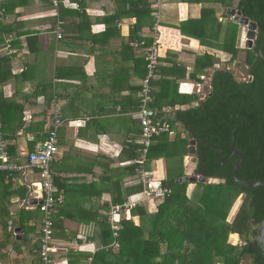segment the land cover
<instances>
[{
  "label": "crops",
  "instance_id": "0c3cea01",
  "mask_svg": "<svg viewBox=\"0 0 264 264\" xmlns=\"http://www.w3.org/2000/svg\"><path fill=\"white\" fill-rule=\"evenodd\" d=\"M204 6H213L219 20H226L221 15L227 7L212 0L161 2L160 64L152 81L154 116L161 120L202 101L214 70L227 64L229 53L201 43L193 34ZM154 10V0H62L57 13L63 31L58 39L50 0H0V122L6 150H14L9 159L24 164L27 154L46 139L55 116L63 121L57 130L58 152L50 164L62 200L55 224L63 226L55 237L53 228L59 250L52 264H90L103 247L100 224L108 221L113 204L126 200L113 203L112 198L124 196L142 172L161 183L168 178V168L174 172L179 165L172 163L176 157L158 158L146 170H129L136 160L129 146L139 144V88L146 43L156 31ZM205 53L227 58L201 71L195 61ZM182 162L185 170L184 158ZM12 173L14 187H25L27 195L13 197L11 211L24 206L31 213L26 224L34 230L18 226V235L13 230L15 240L27 239L18 251L8 245L9 256L2 264H42L37 256L40 197L33 198L32 190L40 174L36 169ZM144 205L150 213L157 210L155 198ZM133 221L138 225L140 217Z\"/></svg>",
  "mask_w": 264,
  "mask_h": 264
},
{
  "label": "trees",
  "instance_id": "16d2710c",
  "mask_svg": "<svg viewBox=\"0 0 264 264\" xmlns=\"http://www.w3.org/2000/svg\"><path fill=\"white\" fill-rule=\"evenodd\" d=\"M212 1L223 9L231 7L234 2ZM61 2L59 0L58 7ZM237 9L257 25L254 47L240 48L237 44L239 24L234 23L224 11L221 16L226 20H219L213 6L202 7L200 18L195 20L198 31L193 34L201 43L229 53L230 61L244 51L246 76L237 79L228 68V63L215 69L210 80V91L202 101L196 106L165 114L163 120L179 133L183 132V135L178 133L171 137L162 134L153 138L142 164L138 162L141 158L140 144L129 146L131 158L136 159L129 166L130 171L146 170L150 162L158 158L176 157L179 165L174 172L169 167L168 178L161 181V185L169 188L170 192L155 198V212L150 213L145 205H139L128 215H121L117 236L113 235L109 221L100 224L98 238L103 247L93 254L90 264H244L245 259L250 260L249 264H264V255L256 242V228L264 218V187L245 188L237 184L232 175L236 159L227 162L234 133V148L244 155L238 176L246 180L264 181V60L258 55L259 47L264 44V0H238ZM151 41L149 39L146 45ZM217 62L219 58L205 53L196 58L195 66L205 71ZM20 125L22 122L17 127ZM138 133L140 136V125ZM192 138L195 139L197 158L193 173L218 178L223 182L176 181L184 175L182 161L188 154ZM213 147L220 148L222 155ZM7 152L14 154L13 148L9 150L7 147ZM15 175L0 170L1 263L9 256L8 245L18 251V245L26 242L27 238L21 241L14 239V228L20 226L34 230V227L26 224L31 213L24 206L17 212L11 211V199L16 196L24 199L27 195L25 187H14ZM190 184H194V188L188 195ZM142 189L139 180L124 196H114L112 201L122 202L131 194L141 193ZM56 195L61 196L59 191ZM239 196H242L241 203L229 218ZM54 216L55 237V231L63 230V226L55 224ZM134 216L140 217L138 225L133 221ZM231 234L239 236L242 243H231Z\"/></svg>",
  "mask_w": 264,
  "mask_h": 264
},
{
  "label": "built area",
  "instance_id": "2783aa9c",
  "mask_svg": "<svg viewBox=\"0 0 264 264\" xmlns=\"http://www.w3.org/2000/svg\"><path fill=\"white\" fill-rule=\"evenodd\" d=\"M163 0H154L155 10V33L150 44L147 46L145 53L146 72L140 82L139 102H138V119L141 129L139 144L141 146V158L138 162L141 164L146 160V154L151 145L153 138L162 134L175 137L179 132L174 129L167 121L161 120L154 116V111L151 108L154 97L152 93V81L156 76V69L159 62V34L157 32V24L159 22L160 13L159 8ZM59 0H51L53 13L57 17L54 32L58 39L62 37V21L58 17ZM153 111V114H151ZM1 121V120H0ZM63 123L59 116H55L52 128L47 138L39 144L36 149L29 152L26 156L24 164H17L11 161L8 157L6 144L1 137L0 122V169L9 172H26L29 169H36L40 174V192L41 203L38 204V209L42 214L40 227V246L38 249V256L42 264H52V255L58 252L59 248L53 237V215L57 213V208L61 204V196L56 195V189L52 181L50 173V164L58 152L57 145V130ZM179 135H183L180 132ZM150 174L142 172L139 177L143 185L142 192L137 198H127L120 204L111 206L108 212V221L114 236L118 235L119 221L123 214L128 215L132 209L139 205L148 203V198H159L165 196L170 192V189L161 185L160 182L152 180ZM34 206H30L32 208ZM117 246V245H115ZM0 264H2L0 262Z\"/></svg>",
  "mask_w": 264,
  "mask_h": 264
},
{
  "label": "water",
  "instance_id": "95a60500",
  "mask_svg": "<svg viewBox=\"0 0 264 264\" xmlns=\"http://www.w3.org/2000/svg\"><path fill=\"white\" fill-rule=\"evenodd\" d=\"M237 1L234 0L231 7H228L226 9V14L232 18V21L236 24H239L241 26H244L247 28L246 30V40H245V48L250 49L252 48L254 41L256 39V30L257 25L256 23L249 19L248 17L244 16L242 12L237 9ZM264 44H262L258 49V55L264 60ZM151 114H153V111H151ZM232 142L229 145V151L230 156L227 160V162H230L234 157H236V160L234 162L232 175L234 178V181L239 184L242 187L245 188H260L264 187V181H257V180H246L242 179L238 176V170L244 163V155L241 151L236 150L234 148V133L231 136ZM215 150L219 151L222 155V150L218 147H213ZM221 155L219 159H221ZM197 158L195 156V139L192 138L189 142V150L188 154L184 157V175L180 178H177V182H184V183H195V182H208V183H218L223 182V180L218 178H206L205 176L194 174L193 171L196 167ZM40 183H34L32 185L33 192V198L40 197L39 204L41 203V192H40ZM32 198V199H33ZM22 229L20 227H17L14 229V232L16 235H18ZM16 239H20L21 236H16ZM256 242L259 246V248L262 251V254L264 255V218L259 222L257 228H256Z\"/></svg>",
  "mask_w": 264,
  "mask_h": 264
},
{
  "label": "rangeland",
  "instance_id": "374dc122",
  "mask_svg": "<svg viewBox=\"0 0 264 264\" xmlns=\"http://www.w3.org/2000/svg\"><path fill=\"white\" fill-rule=\"evenodd\" d=\"M238 41H237V44L240 48H245V40H246V30L247 28L244 27V26H241L239 25V28H238ZM243 36L245 37V39L243 38ZM224 56V55H223ZM226 56V55H225ZM230 55H228V61L224 62V63H228V68L231 69L235 75V77L237 79H243L245 76H246V66L244 64V57H245V52L244 51H240L237 58L233 61H230ZM222 58H226L227 57H222ZM222 58L219 59V62L222 63L221 60H223ZM221 67H225L223 65V63L221 64ZM178 162V159L174 158V160L172 161V163L174 162ZM174 165V164H173ZM194 188V184H190L188 186V191L189 193H191V191L193 190ZM241 200H242V196H239L238 199L236 200V202L234 203L231 211H230V215H229V218H231L234 213L236 212L239 204L241 203ZM230 242L233 243V244H239V243H242L241 241V238H239V236L236 235L235 238H232V236H230L229 238ZM249 259H245L243 261L244 264H249Z\"/></svg>",
  "mask_w": 264,
  "mask_h": 264
},
{
  "label": "flooded vegetation",
  "instance_id": "af4514ba",
  "mask_svg": "<svg viewBox=\"0 0 264 264\" xmlns=\"http://www.w3.org/2000/svg\"><path fill=\"white\" fill-rule=\"evenodd\" d=\"M254 45H255V41H254V44H253V46H252V47H254ZM233 159H236V157H234Z\"/></svg>",
  "mask_w": 264,
  "mask_h": 264
}]
</instances>
